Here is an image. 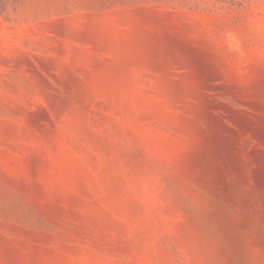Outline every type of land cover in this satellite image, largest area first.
I'll list each match as a JSON object with an SVG mask.
<instances>
[{
    "label": "rangeland",
    "instance_id": "obj_1",
    "mask_svg": "<svg viewBox=\"0 0 264 264\" xmlns=\"http://www.w3.org/2000/svg\"><path fill=\"white\" fill-rule=\"evenodd\" d=\"M0 264H264V0H0Z\"/></svg>",
    "mask_w": 264,
    "mask_h": 264
}]
</instances>
